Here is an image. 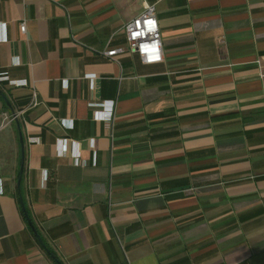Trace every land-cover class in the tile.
<instances>
[{
    "label": "crops",
    "instance_id": "1",
    "mask_svg": "<svg viewBox=\"0 0 264 264\" xmlns=\"http://www.w3.org/2000/svg\"><path fill=\"white\" fill-rule=\"evenodd\" d=\"M3 74L0 264H264V0H0Z\"/></svg>",
    "mask_w": 264,
    "mask_h": 264
},
{
    "label": "built area",
    "instance_id": "2",
    "mask_svg": "<svg viewBox=\"0 0 264 264\" xmlns=\"http://www.w3.org/2000/svg\"><path fill=\"white\" fill-rule=\"evenodd\" d=\"M20 33L26 31L25 24L19 27ZM127 46L119 47L105 51L103 55L114 63L118 64V58L125 53L137 55L144 65H152L161 63L163 60V51L161 45V37L158 22L155 17L154 7L147 5L140 15L128 21L123 28ZM8 80L6 75H0V81ZM13 87L26 86L25 81H9ZM35 105V94L33 93V102ZM96 106V105H94ZM101 110L98 112V120L108 121L112 118L115 104L114 102H104L97 105ZM16 115L9 118V122L15 120ZM31 142L36 141L31 139Z\"/></svg>",
    "mask_w": 264,
    "mask_h": 264
},
{
    "label": "water",
    "instance_id": "3",
    "mask_svg": "<svg viewBox=\"0 0 264 264\" xmlns=\"http://www.w3.org/2000/svg\"><path fill=\"white\" fill-rule=\"evenodd\" d=\"M20 140H21V139H20ZM22 155H23V153H22ZM22 172H23V159H22V161H21V166H20V169H19V175H18L17 183H16V184H17V189H18V196H19L20 208H21L22 213H23V215H24V217H25V219H26L27 225H28L29 228L31 229V231H32V233L34 234V236L38 239L39 243H40L41 245H43V244H42V241L40 240L39 235H38V233H37V231H36V229H35V227H34V225L32 224L30 218L28 217V215H27V213H26V210H25V207H24V204H23V201H22L21 195H20V189H19V188H20V182H21V178H22ZM51 258H52V260L55 262V264H61V262H60L59 260H57V259L55 258V256L51 255Z\"/></svg>",
    "mask_w": 264,
    "mask_h": 264
},
{
    "label": "trees",
    "instance_id": "4",
    "mask_svg": "<svg viewBox=\"0 0 264 264\" xmlns=\"http://www.w3.org/2000/svg\"><path fill=\"white\" fill-rule=\"evenodd\" d=\"M48 255H49V256H51V254H50V253H48Z\"/></svg>",
    "mask_w": 264,
    "mask_h": 264
}]
</instances>
